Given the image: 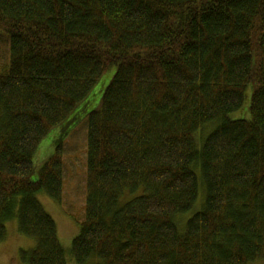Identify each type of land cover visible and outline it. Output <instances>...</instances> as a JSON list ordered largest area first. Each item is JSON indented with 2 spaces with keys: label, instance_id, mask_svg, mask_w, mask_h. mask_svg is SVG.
Returning <instances> with one entry per match:
<instances>
[{
  "label": "trees",
  "instance_id": "obj_1",
  "mask_svg": "<svg viewBox=\"0 0 264 264\" xmlns=\"http://www.w3.org/2000/svg\"><path fill=\"white\" fill-rule=\"evenodd\" d=\"M0 44V242L16 218L22 261L67 264L37 198L62 202L63 143L36 179L33 156L112 65L85 115L75 262L264 260V0H0ZM249 88L250 118L230 119Z\"/></svg>",
  "mask_w": 264,
  "mask_h": 264
},
{
  "label": "rangeland",
  "instance_id": "obj_2",
  "mask_svg": "<svg viewBox=\"0 0 264 264\" xmlns=\"http://www.w3.org/2000/svg\"><path fill=\"white\" fill-rule=\"evenodd\" d=\"M7 46L0 44V66L7 61ZM116 66H110L98 79L96 84L87 94V97L79 103L74 111L52 128L41 140L33 156L32 179H36L38 171L43 163L54 153L56 144L63 143V196L62 202L58 203L45 192L37 193V198L44 209L53 217L58 239L63 246L67 264H77L70 253L71 240L78 233L80 222L83 217L86 181V119L85 115L98 104L100 97L115 73ZM250 88L246 91L241 107L228 114L230 119L250 118L248 105L250 99ZM215 123H208L197 133L199 141L213 127ZM196 171L198 179V195L193 207L177 217L181 225L193 213L200 210L205 199V188L203 187L200 170ZM140 194V193H138ZM135 194V195H138ZM134 196V195H133ZM132 194L129 196L133 197ZM128 197V199H130ZM126 199V200H128ZM121 199V202H125ZM6 238L0 242V264H27L22 261L19 252L21 249H31L35 245L32 237L26 236L18 231L16 218L6 222ZM184 226V224H183ZM181 231L184 228L181 227ZM248 264H264V260L253 261Z\"/></svg>",
  "mask_w": 264,
  "mask_h": 264
}]
</instances>
